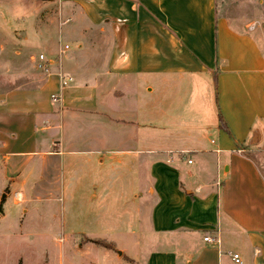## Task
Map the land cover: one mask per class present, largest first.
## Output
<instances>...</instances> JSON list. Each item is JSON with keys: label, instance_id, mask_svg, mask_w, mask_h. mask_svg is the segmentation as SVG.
<instances>
[{"label": "crops", "instance_id": "crops-1", "mask_svg": "<svg viewBox=\"0 0 264 264\" xmlns=\"http://www.w3.org/2000/svg\"><path fill=\"white\" fill-rule=\"evenodd\" d=\"M233 1L66 0L79 53L58 70L73 81L61 89L56 70L37 88L0 91L1 180L11 160L30 165L21 188L31 165L65 158L78 205L102 181H128L149 233L128 226L109 244L128 240L132 262L234 264L235 253L264 264V14L244 17Z\"/></svg>", "mask_w": 264, "mask_h": 264}, {"label": "rangeland", "instance_id": "rangeland-1", "mask_svg": "<svg viewBox=\"0 0 264 264\" xmlns=\"http://www.w3.org/2000/svg\"><path fill=\"white\" fill-rule=\"evenodd\" d=\"M65 1L0 0L1 92L37 88L44 76L35 67L38 55L54 60L51 71L55 72L58 70L56 47L67 44L71 59L76 52L79 53L75 40L76 7ZM258 1L234 0L229 7L238 9V12L241 9L240 14L244 17H250L253 10L262 16L264 3L260 6ZM240 3L246 5L240 8ZM58 161L55 166L49 165L43 170L40 164L36 168L31 165L33 170L29 180L21 188L18 181L27 176L30 167L25 164L27 161H22L23 165L12 170L16 160H11L8 170L13 171L14 178L5 182L1 180L5 167L0 164V205L4 210L0 215V264H136L127 258L131 253L126 255L124 252L128 246L126 239H118L111 250L89 242L109 244L114 241L112 238L118 230H125L128 226L133 228L138 238L149 233L145 218L137 219L135 216L138 202L133 199L128 181H118L110 189L102 181L94 193L95 198L88 201L86 196L92 193L89 190L85 194L87 202L81 199L82 203L78 205L77 183L69 187L66 171H63L66 169L65 158ZM124 171L122 167V173ZM2 187H9L11 192L20 189L25 195L23 201L13 204V196L7 198L8 193ZM105 188L107 191L103 193ZM81 234L97 238L92 240ZM103 236L111 239L101 240ZM141 248L146 254L156 245L151 239Z\"/></svg>", "mask_w": 264, "mask_h": 264}, {"label": "built area", "instance_id": "built-area-1", "mask_svg": "<svg viewBox=\"0 0 264 264\" xmlns=\"http://www.w3.org/2000/svg\"><path fill=\"white\" fill-rule=\"evenodd\" d=\"M67 22H69V20H67ZM70 51V47L65 44V45H62V46H59L58 48V55H57V60H58V68L60 66V61H61V58ZM35 67L44 75V76H48L50 75L51 73H53L51 71V68L52 66H54L55 64V61L52 60V59H48L46 56L44 55H38L36 57V60H35ZM57 63V62H56ZM57 76L59 78V85H60V88L63 89L67 86H69L73 79L72 77H70L69 75H66L64 74L63 72H61L60 70L57 71ZM57 97L56 96H52L51 97V100L52 102H57ZM188 164L191 163V161H187ZM204 241L206 242H212V239L208 238V237H205L204 238ZM231 260L233 261L234 264H241V260L239 258V255L238 254H231Z\"/></svg>", "mask_w": 264, "mask_h": 264}, {"label": "trees", "instance_id": "trees-1", "mask_svg": "<svg viewBox=\"0 0 264 264\" xmlns=\"http://www.w3.org/2000/svg\"><path fill=\"white\" fill-rule=\"evenodd\" d=\"M2 214V209H1V205H0V215ZM90 243L94 244V245H100L102 248L107 249V250H111V244H107L101 241H89Z\"/></svg>", "mask_w": 264, "mask_h": 264}, {"label": "water", "instance_id": "water-1", "mask_svg": "<svg viewBox=\"0 0 264 264\" xmlns=\"http://www.w3.org/2000/svg\"><path fill=\"white\" fill-rule=\"evenodd\" d=\"M4 196L1 197V200H3Z\"/></svg>", "mask_w": 264, "mask_h": 264}]
</instances>
